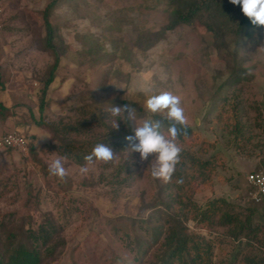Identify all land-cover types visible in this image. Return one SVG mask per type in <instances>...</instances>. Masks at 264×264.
I'll return each instance as SVG.
<instances>
[{
    "label": "rangeland",
    "instance_id": "obj_1",
    "mask_svg": "<svg viewBox=\"0 0 264 264\" xmlns=\"http://www.w3.org/2000/svg\"><path fill=\"white\" fill-rule=\"evenodd\" d=\"M50 2L11 0L0 32V102L7 110L0 114V138L17 131L40 148L36 159L31 149L28 156L0 151V224L33 216L37 228L45 214L54 218L65 245L49 264L145 263L134 237L153 239L146 220L177 189L151 176L154 157L141 163L125 139L134 134V125L130 129L119 120V129L111 128L107 109L122 107L124 101L145 108L147 99L162 91L181 97L193 133L184 149L210 162L206 174L188 167L195 201L204 205L224 197L245 210L251 192L246 175L264 172V27L243 37L228 35L217 46L215 34L200 24L167 31L171 10L166 0H64L51 11L50 22L61 36L56 46L66 53L43 111L42 89L55 63L44 19ZM96 41L107 56L86 53L96 51ZM241 70L251 79L229 90L227 108L219 115L215 94ZM43 123L91 125L65 136L87 155L96 138L114 131L116 158L89 164V171L81 173L85 161L75 163ZM57 156L68 158L64 166L71 184L65 187L71 193L49 174V163ZM202 173L209 175L203 182L198 181ZM255 222L264 227L259 216ZM188 225L212 245L204 264H264V246L240 243L226 230L196 226L194 220Z\"/></svg>",
    "mask_w": 264,
    "mask_h": 264
},
{
    "label": "trees",
    "instance_id": "obj_2",
    "mask_svg": "<svg viewBox=\"0 0 264 264\" xmlns=\"http://www.w3.org/2000/svg\"><path fill=\"white\" fill-rule=\"evenodd\" d=\"M63 1L51 0L50 5L44 12L48 32L47 48L54 51L55 63L51 68L49 77L44 81L41 100V110L43 111L45 106L49 105V102L45 99L50 87L57 79L61 56L66 53V51L63 52L56 46V38L58 37L61 41V36L57 33L56 26L50 22L51 11ZM166 1L171 10L169 24L166 27L167 31L172 32L181 27H193L200 24L209 32L215 34L217 46H223L228 35L243 37L259 28L252 25L249 18L242 13L240 7L233 5L230 0ZM94 43L97 47L96 51L91 48L86 53L97 54L101 52V55L105 53L104 56H107L102 42L96 41ZM58 48L62 51L61 54L57 51ZM236 74H232L215 94V98L220 102L219 115H224V110L227 108L229 90L237 87L240 82L251 79L244 70L237 71ZM128 104L136 109L140 119L161 118L158 115L149 113L138 103L124 101L121 105L124 107ZM237 109L239 110L238 107L235 110L238 111ZM5 111L7 112L5 106L0 102V114L2 115ZM80 112L82 111L80 110ZM125 122L128 123L126 120ZM43 125L57 137L56 139L61 140L75 163L83 164L87 153L81 151V148L78 147L79 144L74 139L66 140L65 136L66 134L67 136L69 134L76 136L81 133L82 127H84L83 130H88L91 125L84 124L81 127L64 126L61 128H57L53 124L43 123ZM126 125L129 127V124ZM163 131L167 133V122H165ZM114 134L115 132L111 131L108 135L106 134V137L96 138L90 147L94 148L96 144L104 143L113 149L115 146L113 142ZM192 136V129L187 126L183 130V134L177 138V143L182 148L181 160L170 181V184L177 191L176 194H170V197L164 200L165 207H155L151 217L146 220V223L152 227L154 232L153 239L141 240L138 235L134 237L140 255L147 257V261L143 264H204L203 257L210 255L212 245L200 233L201 231H195V229L189 227L188 222L190 220L196 221V226L224 229L227 231L229 238L240 243L244 240L247 245L260 244L264 246V227L261 223L255 222L257 216L264 221V201L262 204H255L252 201L245 202V210H242L239 207L240 205L237 206L224 197L211 198L204 205H199L195 201L196 187L192 182L188 167L191 165L192 168L197 169L198 173L204 169L203 173L206 174L205 169L210 165V162L204 163V159L199 158L197 154L184 149L185 141L192 138ZM26 139L31 149V155L36 159V152L40 149L39 145L35 144L32 139H30V142L27 137ZM198 154L201 155L202 151L200 150ZM203 173L201 177L199 176L198 181L203 182L209 177L208 174L207 177H203L205 175ZM178 180H182L183 183H178ZM68 184L71 183L63 181V188L71 193V190L65 187ZM205 186V188L211 187L210 184ZM45 216V221L40 223L37 228H35L36 223L32 222L33 216L21 217L17 221L10 220V224L7 225L5 223L0 224V264H49V261L54 262L56 260L58 248L64 247L65 242L60 239V228L54 218L47 214ZM209 263L210 261H207V264Z\"/></svg>",
    "mask_w": 264,
    "mask_h": 264
},
{
    "label": "clouds",
    "instance_id": "obj_3",
    "mask_svg": "<svg viewBox=\"0 0 264 264\" xmlns=\"http://www.w3.org/2000/svg\"><path fill=\"white\" fill-rule=\"evenodd\" d=\"M233 5L240 7L242 13L249 18L252 25L264 27V0H230ZM145 108L160 119H144L138 122L137 111L129 104L124 107L111 105L107 109L111 117V128L119 129V120H125L126 124L134 125L133 135L125 139L129 142V150L139 154V160L144 163L150 156L154 157L155 163L151 168V176L165 183L170 182L176 172L177 165L181 160L182 148L177 143V138L183 134L188 126L184 108L181 106V97L170 91H162L158 95L149 97ZM167 122V133L163 131ZM42 138V137H41ZM116 158L112 148L104 143H98L92 152L84 157L85 164L80 167L81 173L89 171L88 165L94 162L105 164ZM67 157L57 156L48 166L50 176H55L61 181H66L69 176L65 168ZM178 183H183L178 180Z\"/></svg>",
    "mask_w": 264,
    "mask_h": 264
},
{
    "label": "built area",
    "instance_id": "obj_4",
    "mask_svg": "<svg viewBox=\"0 0 264 264\" xmlns=\"http://www.w3.org/2000/svg\"><path fill=\"white\" fill-rule=\"evenodd\" d=\"M11 0H0V32L4 27L6 6ZM17 151L25 156L29 155L30 146L24 135L15 131L0 138V151ZM246 182L251 188L249 200L255 204L264 201V172H251L246 175Z\"/></svg>",
    "mask_w": 264,
    "mask_h": 264
}]
</instances>
